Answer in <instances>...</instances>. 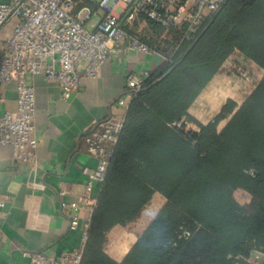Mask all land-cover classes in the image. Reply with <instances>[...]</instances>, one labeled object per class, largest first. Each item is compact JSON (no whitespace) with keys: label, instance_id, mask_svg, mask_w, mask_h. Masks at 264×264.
<instances>
[{"label":"trees","instance_id":"obj_1","mask_svg":"<svg viewBox=\"0 0 264 264\" xmlns=\"http://www.w3.org/2000/svg\"><path fill=\"white\" fill-rule=\"evenodd\" d=\"M181 36L143 39L170 60L129 104L84 264H264V76L207 123L190 112L236 50L264 69V0H226L194 39ZM184 118L199 129L170 125Z\"/></svg>","mask_w":264,"mask_h":264},{"label":"built area","instance_id":"obj_2","mask_svg":"<svg viewBox=\"0 0 264 264\" xmlns=\"http://www.w3.org/2000/svg\"><path fill=\"white\" fill-rule=\"evenodd\" d=\"M226 0H0V30L11 26L9 36L0 43L3 58L0 84L15 83L17 107L0 114V148L12 149L15 163L33 165L38 158L37 93L35 77L44 75L56 82L64 99L79 89L84 77H96L102 65L114 57L123 59L128 49L155 51L145 42L136 24L141 19L157 23L165 33L181 31V39H194L206 22ZM99 15L95 27L89 22ZM142 22V21H141ZM170 58H167L169 61ZM151 76L150 71H129L123 95L117 100L125 108L121 119L97 121L82 138L87 152L96 160L88 175L86 190L104 184L122 134L127 109ZM185 118L170 124L190 126ZM199 129V128H198ZM189 128V130H198ZM17 173V168L14 170ZM99 199L88 195L87 206ZM6 200L0 198V206ZM85 205L76 204L67 213L72 226L80 223ZM62 208L68 209L66 203ZM89 232V231H88ZM84 245L77 250L50 255L43 251H25L29 264H84Z\"/></svg>","mask_w":264,"mask_h":264},{"label":"crops","instance_id":"obj_3","mask_svg":"<svg viewBox=\"0 0 264 264\" xmlns=\"http://www.w3.org/2000/svg\"><path fill=\"white\" fill-rule=\"evenodd\" d=\"M99 18L96 15L89 26L95 27ZM141 21L135 30L142 39H157L163 31L151 20ZM10 32L9 24L0 30V43ZM167 58L169 54L156 48L152 52L128 49L123 59L114 57L106 61L98 76L84 77L69 99L62 97L56 82L42 74L35 77L37 161L33 165H18L10 146L0 148V198L6 200L5 205L0 206V264H29L25 251L58 255L84 245L95 211L94 206L86 204L88 195L99 199L103 185L96 182L90 194L86 190L88 175L95 169L96 160L87 152L82 136L97 121L124 117L125 108L117 100L124 93L129 71L155 72ZM203 93L190 112L207 123L226 100L216 107L218 89L200 106ZM16 107V84H0V114ZM62 203H66L68 209L62 208ZM76 204L85 206L80 212L79 225L72 226L67 213Z\"/></svg>","mask_w":264,"mask_h":264},{"label":"rangeland","instance_id":"obj_4","mask_svg":"<svg viewBox=\"0 0 264 264\" xmlns=\"http://www.w3.org/2000/svg\"><path fill=\"white\" fill-rule=\"evenodd\" d=\"M263 74L264 70L259 65L246 58L239 51H235L210 82L208 90L212 94L213 91L219 89V102L222 99L227 100L228 97L243 102L262 79ZM202 102L199 104L200 106H203L206 101L203 99ZM210 114L212 115V111ZM193 127L194 129H198V126L193 122H191L190 126L185 125V129H193ZM136 239L137 236L134 233H127L125 235L123 246L126 252L129 251Z\"/></svg>","mask_w":264,"mask_h":264}]
</instances>
